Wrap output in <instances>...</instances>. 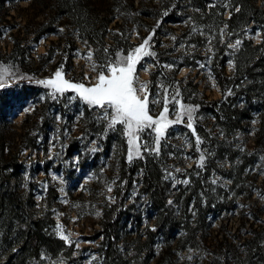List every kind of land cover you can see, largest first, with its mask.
<instances>
[{
    "label": "rangeland",
    "instance_id": "374dc122",
    "mask_svg": "<svg viewBox=\"0 0 264 264\" xmlns=\"http://www.w3.org/2000/svg\"><path fill=\"white\" fill-rule=\"evenodd\" d=\"M68 1L73 5L69 16L58 12L60 0H4L0 3V71L4 72L8 85L0 89V141L4 144L0 161L5 164L11 155L17 157V167L8 164L6 170L13 172L17 168L11 183L24 196L31 193L34 203L28 207L30 213L38 217L47 201H51L49 211L55 222L50 231L60 238L57 225H61L63 234L69 235L71 241L65 243L73 245L70 256L49 259L42 253L45 264H64L68 259L70 264H100L97 250L100 236L93 237V234L100 229L104 208L114 202L115 188L126 182L127 178L118 180L123 169L122 159L126 170L131 161L121 126L108 129L102 110L90 108L71 91L57 94L53 99L49 95L51 89L38 81L53 77L63 65L65 79L91 86L96 80V73L91 70L93 62L105 63L117 51L126 54L150 34L149 50L155 55L144 57L137 65L138 81L147 84L150 101H162L165 88L170 97L178 89L177 99L195 109L193 128L187 127V117L169 125L158 146L153 139L154 132L141 133L140 155H134L132 160L144 154L154 155L161 161L165 179L172 188L190 184L187 168L195 160L198 165L194 175L202 176L206 162L213 156L204 145L206 141L234 149L235 166L248 159L240 174L239 183L244 190L236 194L229 188L227 155L216 159L217 168L208 181L212 191L220 187L226 196H218L214 202L230 200L232 207L208 215L206 223L196 229L197 247L174 248L175 264H213L216 257L217 264H233L220 245L224 239L244 258L243 239L252 236L253 229L260 230L264 226V137L259 139L258 133L259 96L253 94L250 114L242 127L227 135L214 128L209 111L210 101L219 99L220 105L224 100L210 69L214 64V43L227 42L225 53L230 56L238 47L232 46L237 41L241 43L242 37L229 38L223 23L214 30L209 26L208 32L200 22L202 17L194 18L190 0H181L175 20H165L174 0H170L168 8L160 7V0ZM254 1L264 8V0ZM215 3L225 4L224 0H209L208 5ZM228 14L225 9L223 15ZM104 18H108L106 25L102 24ZM244 36L258 42L263 32L259 25L250 22L244 28ZM89 52L93 55L92 61L86 59ZM184 61H195V67L181 64ZM223 68L231 73V58L225 60ZM229 94L236 95L240 106L245 105L243 94L237 95L232 88ZM162 107V102L149 103L150 114L156 117ZM169 109L168 118L175 120L178 106L170 104ZM157 147L158 154L151 150ZM201 155L203 166H200ZM140 175L138 168L125 195V202L137 207L146 202L138 191ZM202 185L206 186L204 176ZM196 199L204 206L207 194L201 190ZM170 200L168 197V202ZM188 208L194 216L193 200ZM134 218V212H130L122 227V235L127 239L133 236ZM152 219V213L147 215L142 210V226L148 221L153 226ZM184 232L176 229L171 243L174 245L176 237ZM262 243L264 248V240ZM160 248L159 243L149 257V264L158 261ZM253 260L241 264H251Z\"/></svg>",
    "mask_w": 264,
    "mask_h": 264
},
{
    "label": "trees",
    "instance_id": "16d2710c",
    "mask_svg": "<svg viewBox=\"0 0 264 264\" xmlns=\"http://www.w3.org/2000/svg\"><path fill=\"white\" fill-rule=\"evenodd\" d=\"M4 0H0L2 3ZM193 8L194 18H200L209 32L214 30L220 23L225 24L229 38L241 36L242 41L237 49L229 56L225 53L227 42L218 45L215 41V52L212 57L214 62L210 69L220 87L224 100L215 99L210 101L209 111L214 119V128L222 131L226 135L234 129H240L243 122L250 114L253 104L252 96L256 93L259 96L260 120L259 139L264 137V8L256 4L254 0H224L225 4H209V0H190ZM160 7L168 8L170 0H160ZM181 0H174V5L165 15V20H175L176 11ZM73 5L68 0H60L59 13L72 15ZM229 14L224 16V10ZM155 18L157 14H152ZM108 18H104L103 25H106ZM259 25L263 32V37L258 42H253L252 38L244 36V28L249 24ZM198 37V36H197ZM200 38V37H198ZM231 58L232 71H224V62ZM181 64H188L192 69L195 61H184ZM232 88L236 94H243L245 105L240 106L236 102V95L231 96L229 89ZM198 134V132L196 131ZM208 135V133H206ZM204 143L210 148L213 155L208 159L202 176H195L194 170L197 168V161H193L187 170L190 172V184L177 187L170 186V181L165 179L162 171V164L154 155L144 154L133 159L129 167L124 169L126 162L121 161L123 169L118 180L126 179L123 185L115 188L114 202L104 208L101 218L100 229L96 230L93 237L100 236L97 250L101 257L100 264H149V257L160 243V255L155 264H175L174 248L187 249L198 246V236L196 229L206 223L210 213L218 212L221 208L232 207L230 200L221 203L214 202L218 196H226L220 187H215L212 191L208 181L211 172L215 171L217 158L227 155L229 168L227 176L230 178L229 188L233 194L244 190L240 182V174L248 162L246 159L237 166L234 165L235 150L232 148L218 147L214 141ZM3 140L0 141V151L3 150ZM71 149L69 148V152ZM8 164L17 167V157L11 155L8 162L2 164L0 161V264H45L41 254H45L49 259L58 258L61 255L70 256L73 245H67L65 241L50 230L54 225V218L49 211L51 201H47L45 210L38 217H33L29 211V206L34 203L31 193L24 196L22 192L11 183V178L16 170L8 172ZM141 169L139 193L145 197V203L136 206L134 203H126L125 195L131 188L136 170ZM206 186L202 185V177ZM204 190L207 194V201L201 206L196 199L199 191ZM56 192V191H54ZM225 193V194H224ZM171 197V203L168 202ZM194 201L195 214L189 211V202ZM142 210L148 215L153 214L152 223L149 221L141 225ZM134 212L131 230L133 236L127 239L122 235L127 216ZM193 216V219L191 217ZM193 221L196 223L193 224ZM183 229V235L176 237L174 245L171 243L173 232L176 229ZM158 237L161 240L158 241ZM264 226L260 230L253 229L252 236L243 239L242 244L246 248L244 258L237 255L236 248L226 239L220 244L225 248L233 264L246 263L251 258V264H264ZM174 246V247H173ZM218 258L212 260L217 264ZM64 264H70L69 259Z\"/></svg>",
    "mask_w": 264,
    "mask_h": 264
},
{
    "label": "snow or ice",
    "instance_id": "6c2138e0",
    "mask_svg": "<svg viewBox=\"0 0 264 264\" xmlns=\"http://www.w3.org/2000/svg\"><path fill=\"white\" fill-rule=\"evenodd\" d=\"M61 31H63L61 29ZM154 33V30H153ZM152 39V34L143 39V42L122 54L120 51L115 53V56L108 59L105 63L91 64V70L96 73L95 83L91 86H85L83 83H74L65 79L63 74V65L54 73L53 77L38 81L51 89L49 95L53 99L57 98V94L63 95L66 92H74L76 96L90 108H98L102 110V119L107 120L108 129H116L117 125L121 126L123 135L127 138L129 146V161L133 156L140 155L141 144L138 142L141 139V133L154 132L153 137L155 144L158 146L160 141L165 136V130L173 123L182 122L187 117V127L193 128V113L194 108L186 106L177 99L180 95L177 89L175 95L169 96V90H163V100L153 99L150 101L148 86L146 83L138 81L136 76L137 65L144 57L154 56L155 53L149 50V44ZM240 41L236 42L238 46ZM107 53L108 50L105 49ZM92 61L93 55L89 52L86 57ZM24 77H20L23 79ZM87 78V77H86ZM7 81L5 74L0 71V89L6 88ZM159 95V94H158ZM163 107L156 117L150 114L149 103L160 104ZM178 106L176 111V119L170 120L169 105ZM200 140L197 138L196 145L199 150ZM158 154V147L151 149ZM204 157L201 155V165ZM188 183V181H184ZM171 203V201H170ZM60 233V238L67 243H71L69 235H64L62 226L57 225Z\"/></svg>",
    "mask_w": 264,
    "mask_h": 264
}]
</instances>
